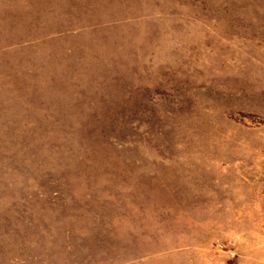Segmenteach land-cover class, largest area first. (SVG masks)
Wrapping results in <instances>:
<instances>
[{"label": "rangeland", "instance_id": "rangeland-1", "mask_svg": "<svg viewBox=\"0 0 264 264\" xmlns=\"http://www.w3.org/2000/svg\"><path fill=\"white\" fill-rule=\"evenodd\" d=\"M0 264H264V0H0Z\"/></svg>", "mask_w": 264, "mask_h": 264}]
</instances>
